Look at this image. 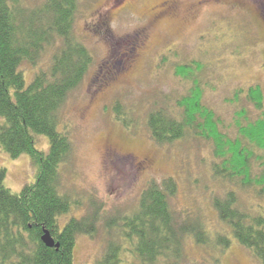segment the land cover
<instances>
[{"label":"rangeland","instance_id":"rangeland-1","mask_svg":"<svg viewBox=\"0 0 264 264\" xmlns=\"http://www.w3.org/2000/svg\"><path fill=\"white\" fill-rule=\"evenodd\" d=\"M74 34L90 51L92 64L61 113L72 146L60 170L61 192L80 203L64 220L96 207L101 220L96 237H77L73 264H92L101 255L103 219L131 213L150 183L169 178L177 186L169 199L177 220L189 214L199 217L210 234L224 233L212 199L227 188L212 177L210 143L188 137L158 145L146 128V116L155 102L165 101L172 110L188 92L190 81L176 77L174 69L193 62L201 68L196 76L203 103L225 126L242 106L231 101L236 91L257 85L264 99V0H79ZM51 54L20 67L27 84L34 72L46 68ZM117 101L130 110V130L113 119L110 107ZM47 144L45 137H37L38 150ZM2 170L3 186L14 194L36 176L28 155L13 159L0 149ZM238 195L241 207L256 206L252 194ZM184 251L183 264H261L233 240L220 250L187 239ZM122 264L138 262L126 254Z\"/></svg>","mask_w":264,"mask_h":264},{"label":"trees","instance_id":"trees-1","mask_svg":"<svg viewBox=\"0 0 264 264\" xmlns=\"http://www.w3.org/2000/svg\"><path fill=\"white\" fill-rule=\"evenodd\" d=\"M78 3L0 0V149L13 159L26 154L36 167L34 182L18 194L3 186L0 172V264H73L77 237L93 238L98 231V207L64 220L80 203L61 192L60 170L72 149L61 113L92 64L90 51L74 34ZM50 50L46 68L34 72L27 84L20 67L37 64ZM200 71L194 62L175 66L174 75L190 81L191 87L173 102L172 110L165 101L155 102L146 128L158 145L188 137L210 143L212 177L227 188L212 199V207L227 230L210 234L199 217L189 214L178 221L169 204L177 186L169 178L159 185L150 183L131 213L103 219L105 242L92 264H122L126 254L138 264H183L187 239L220 250L233 240L264 264L263 94L257 85L236 91L231 101L242 106L227 127L203 103L196 76ZM110 111L115 122L132 129L130 110L120 101ZM37 137L47 139L46 150L36 148ZM241 191L252 194L256 206L241 207ZM44 232L57 248L43 244Z\"/></svg>","mask_w":264,"mask_h":264},{"label":"water","instance_id":"water-1","mask_svg":"<svg viewBox=\"0 0 264 264\" xmlns=\"http://www.w3.org/2000/svg\"><path fill=\"white\" fill-rule=\"evenodd\" d=\"M41 241L48 248L58 247V245L54 243L53 239L50 237L48 232H44L43 236L41 237Z\"/></svg>","mask_w":264,"mask_h":264}]
</instances>
